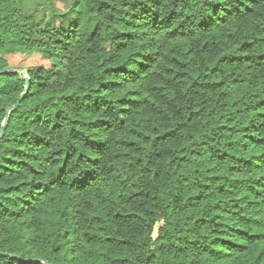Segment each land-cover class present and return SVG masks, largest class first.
<instances>
[{
    "label": "clouds",
    "instance_id": "clouds-1",
    "mask_svg": "<svg viewBox=\"0 0 264 264\" xmlns=\"http://www.w3.org/2000/svg\"><path fill=\"white\" fill-rule=\"evenodd\" d=\"M262 101L264 0H0V264H238L228 241L264 232Z\"/></svg>",
    "mask_w": 264,
    "mask_h": 264
},
{
    "label": "trees",
    "instance_id": "trees-1",
    "mask_svg": "<svg viewBox=\"0 0 264 264\" xmlns=\"http://www.w3.org/2000/svg\"><path fill=\"white\" fill-rule=\"evenodd\" d=\"M16 54H19V53H16ZM218 83L222 84V81L218 82ZM261 104H264V101H262ZM93 123H95V121H93ZM221 128L225 129L227 131H231V126L229 124L221 125ZM249 139L251 140V149L250 150H256L257 152H259L260 155H264V137H260V138L249 137ZM126 143H133V142H126ZM17 151H19V150H17ZM229 155H230L229 153H223L222 156H218L217 159L222 160V159L227 158ZM178 159L181 162H183L185 158L183 156H181V157H178ZM232 159L238 162L241 158L239 156H235V157H232ZM5 162L8 165L24 163L23 161L12 160L10 157L6 158ZM245 163H247V161ZM237 168H239V163L234 164L232 166V168L230 169V171L235 170ZM5 170L8 171L9 169L6 168ZM208 171H209V176L207 177V179L216 180V181L221 179V176L213 173L211 169H209ZM237 175H238V173H237ZM260 180H264V176H260L259 179L256 181V183L259 184ZM13 187H18V185H14ZM202 187H203L204 191L207 193V196H205L203 193H196L194 196H189L188 199L189 200H195V201L199 202V204L202 207L206 208V207H208L207 200L209 198H211V196H212V193L210 191L212 185L211 184H204V185H202ZM217 187H218L219 193H224L226 191L222 185H217ZM7 191H11V188L7 189ZM236 207L237 206L235 204L232 205V209H235ZM212 208L214 209L213 220H215L217 224H220V212L221 211H224V212H230L231 211L228 208L221 209V206L219 203L212 205ZM117 215H119V213H117ZM94 218L95 219H101L100 217H94ZM195 222L197 224H199L201 222L207 224V223H211L212 221H206V220H204L203 216H199V217H197ZM101 227H103V225H101ZM219 231L222 232L223 229H219ZM235 231L241 232L242 229H235ZM262 236H264V232H253L251 235L245 233L244 237L241 238V240L244 242L228 241L229 243L235 244V249L239 251V262H238V264H249V259L246 256V250L248 249L247 241L252 240L257 245L264 244V240L260 239ZM109 239H111V238L109 237ZM217 239L222 240V239H224V237L222 235H218ZM256 250L258 251L257 259L259 258V256H264V248H258ZM213 251H216V250L213 249ZM106 255H107V251L104 249H101L99 252V257H101V259L99 260V264H104L102 257H104ZM130 255H131V253L128 251H125L123 253H117L112 258L113 264H116V261H119L120 264H124L125 261H128V258ZM231 257H232V249H227L223 252V254L218 253L217 256L215 257V259H216L217 264H224V262L229 261L231 259ZM81 264H96V262L92 261L91 257H88L87 259H84L82 257L81 258ZM129 264H130V261H129Z\"/></svg>",
    "mask_w": 264,
    "mask_h": 264
},
{
    "label": "rangeland",
    "instance_id": "rangeland-1",
    "mask_svg": "<svg viewBox=\"0 0 264 264\" xmlns=\"http://www.w3.org/2000/svg\"><path fill=\"white\" fill-rule=\"evenodd\" d=\"M7 59L11 63H13L14 65L15 64H24L25 63V61L21 57V54H15L14 56H9V57H7ZM27 63H31V61L29 60V61H27Z\"/></svg>",
    "mask_w": 264,
    "mask_h": 264
}]
</instances>
